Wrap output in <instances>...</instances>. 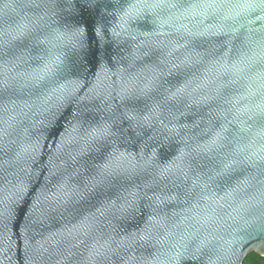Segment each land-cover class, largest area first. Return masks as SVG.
I'll use <instances>...</instances> for the list:
<instances>
[{"label":"water","instance_id":"obj_1","mask_svg":"<svg viewBox=\"0 0 264 264\" xmlns=\"http://www.w3.org/2000/svg\"><path fill=\"white\" fill-rule=\"evenodd\" d=\"M261 3L0 0V264L264 257Z\"/></svg>","mask_w":264,"mask_h":264},{"label":"trees","instance_id":"obj_2","mask_svg":"<svg viewBox=\"0 0 264 264\" xmlns=\"http://www.w3.org/2000/svg\"><path fill=\"white\" fill-rule=\"evenodd\" d=\"M244 264H264V257L254 251L248 255Z\"/></svg>","mask_w":264,"mask_h":264},{"label":"snow or ice","instance_id":"obj_3","mask_svg":"<svg viewBox=\"0 0 264 264\" xmlns=\"http://www.w3.org/2000/svg\"><path fill=\"white\" fill-rule=\"evenodd\" d=\"M250 6H252V7H257V6H259V7H261V8H264V3H261L260 5L250 4ZM162 174H163V173H162Z\"/></svg>","mask_w":264,"mask_h":264}]
</instances>
